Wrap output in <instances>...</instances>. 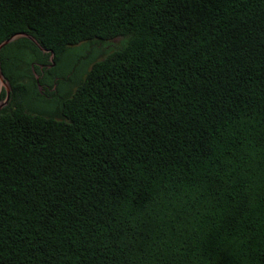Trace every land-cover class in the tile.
<instances>
[{
    "label": "trees",
    "instance_id": "trees-1",
    "mask_svg": "<svg viewBox=\"0 0 264 264\" xmlns=\"http://www.w3.org/2000/svg\"><path fill=\"white\" fill-rule=\"evenodd\" d=\"M16 34L49 53L0 55V264H264V0H0ZM116 38L57 116L27 108L33 61Z\"/></svg>",
    "mask_w": 264,
    "mask_h": 264
},
{
    "label": "rangeland",
    "instance_id": "rangeland-1",
    "mask_svg": "<svg viewBox=\"0 0 264 264\" xmlns=\"http://www.w3.org/2000/svg\"><path fill=\"white\" fill-rule=\"evenodd\" d=\"M121 42L122 38H116L107 42L95 41L91 44L84 43L71 48L73 49L71 52L72 54L60 59L59 63L56 64L59 71L57 75H52L53 85H51V87L53 88L54 85L57 86V94L41 101H37L33 96H27L26 101L28 106L32 107L37 112H42L49 116H57L62 103H64L76 91L81 80H83L86 74L91 70L92 66H89L86 70L84 64L86 59L94 52L105 51V53L98 59V61H101L110 51L120 46ZM17 69L20 70V66H18ZM84 69L86 70V74H83L82 76V71ZM55 76L56 79L54 78ZM28 83H32V81H29Z\"/></svg>",
    "mask_w": 264,
    "mask_h": 264
},
{
    "label": "flooded vegetation",
    "instance_id": "flooded-vegetation-1",
    "mask_svg": "<svg viewBox=\"0 0 264 264\" xmlns=\"http://www.w3.org/2000/svg\"><path fill=\"white\" fill-rule=\"evenodd\" d=\"M105 53V51L103 52H94L91 56H89L86 61H85V67H86V70L88 69L89 66H93V64L95 62L98 61V59ZM17 67L20 66V70H21V67L24 66V61H18L17 62ZM32 73L31 75H26V76H17V79L18 81L24 83V84H32L33 81L36 83V86L39 90V95L40 97H42V99H46V98H50L51 96H53L54 94H57V86L54 85L53 88L51 87V84H50V80H52L53 76L52 75H49L45 76V72H44V67L41 68L40 63L36 62V61H33L32 62ZM35 67H40V71L41 73H37V71H35ZM18 70V69H17ZM48 70V69H47ZM86 70L84 69L82 71V76L83 74H86ZM19 71V70H18ZM49 71V70H48ZM56 79V76L54 77ZM9 80V79H8ZM29 81H32V83H28ZM11 82V81H10ZM11 85H12V92H11V96H10V100L8 102V105L0 112V116L1 114H4L5 112L7 111H11L13 110L15 107V104H14V97H15V89H14V86L11 82ZM77 89V88H76ZM54 91V92H53ZM27 96H31V93L30 91L27 92ZM6 97V91L5 89H1L0 88V102ZM26 105L29 109H33L32 107L28 106L27 104V101H26ZM39 111H43V110H39Z\"/></svg>",
    "mask_w": 264,
    "mask_h": 264
},
{
    "label": "water",
    "instance_id": "water-1",
    "mask_svg": "<svg viewBox=\"0 0 264 264\" xmlns=\"http://www.w3.org/2000/svg\"><path fill=\"white\" fill-rule=\"evenodd\" d=\"M21 38H26V39L32 41L44 54L49 53V51L45 50L32 36L27 35V34H16V35H13L12 37H10L9 39L5 40L4 42H2L0 44V55H1L2 50L5 47H7L11 43H13L16 40H19ZM49 61H50V64L48 66H46V68L48 70H51L54 67H56L55 53L54 52H51ZM41 68H43V67L41 66ZM0 88L5 89V91H6V97L0 102V112H1L8 105V102H9L10 96H11V92H12L11 82L5 76L1 62H0Z\"/></svg>",
    "mask_w": 264,
    "mask_h": 264
}]
</instances>
